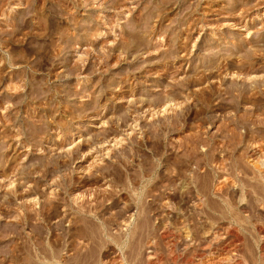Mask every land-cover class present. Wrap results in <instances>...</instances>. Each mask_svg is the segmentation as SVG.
Wrapping results in <instances>:
<instances>
[{
    "label": "rangeland",
    "instance_id": "rangeland-1",
    "mask_svg": "<svg viewBox=\"0 0 264 264\" xmlns=\"http://www.w3.org/2000/svg\"><path fill=\"white\" fill-rule=\"evenodd\" d=\"M261 136L264 0H0V264L69 263L89 242L62 211L95 197V227L127 206L154 226L178 202L160 177Z\"/></svg>",
    "mask_w": 264,
    "mask_h": 264
},
{
    "label": "bare ground",
    "instance_id": "bare-ground-1",
    "mask_svg": "<svg viewBox=\"0 0 264 264\" xmlns=\"http://www.w3.org/2000/svg\"><path fill=\"white\" fill-rule=\"evenodd\" d=\"M261 138H258L259 143L245 144L238 154V166L237 162L231 164L227 156L212 155L207 162L215 169L214 176L211 173L206 176L189 172L171 178L160 177L159 180L168 181L173 187L167 188L168 191H159L160 200L167 202V195L170 194L177 195L178 202L175 206L172 204L174 207L169 203L163 204L170 210L166 215L161 214L158 222L156 218L154 226V223H149V218L154 217L151 216L154 211L151 208L148 211L150 216L142 210V218L138 215L140 217L133 219L134 215L126 216L123 212L125 208L128 210L127 206L114 215V218L120 219V223L112 217L119 224H115L113 219L109 220V217L102 220V225L97 224L96 228V223L88 220L87 214L94 210V215L100 216L102 201L98 202L95 197L92 210L86 207V211L77 208L71 212L66 204L67 210L64 208L65 211H62L64 216L61 221L67 222L69 229L67 227L68 231H64V240L82 237L89 245L81 253L80 248L77 257L73 255V260L70 258L73 262L69 260L71 263L67 261L63 264H96L97 260L98 264H264V136ZM234 168H237L238 176ZM128 179L138 184L145 177L137 174ZM150 190L145 188V191L134 193L133 205L144 207L142 197ZM114 196L111 192L103 199L112 200L110 205L113 207L116 203L112 199ZM57 213L54 210L52 218ZM28 215H23L22 222L30 220L31 215ZM103 247L106 250L101 254L100 248Z\"/></svg>",
    "mask_w": 264,
    "mask_h": 264
}]
</instances>
